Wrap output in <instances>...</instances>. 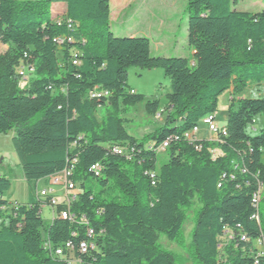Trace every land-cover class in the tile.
<instances>
[{"label": "trees", "instance_id": "trees-1", "mask_svg": "<svg viewBox=\"0 0 264 264\" xmlns=\"http://www.w3.org/2000/svg\"><path fill=\"white\" fill-rule=\"evenodd\" d=\"M238 1L187 0L188 60L153 57L148 38L117 36L110 0H0V45L12 47L0 55V135L15 132L12 144L29 187L26 204L10 203L11 182L0 173V264H65L50 257L44 236L55 249L76 231L75 245L85 240L78 224L44 221L46 202L37 197L41 182L74 161L80 196L72 213L103 232L94 264H179L160 237L178 242L197 204L198 264H264L253 244L264 234V197L254 202L264 190V97H242L264 86V10H232ZM54 5L65 9L55 12ZM22 63L35 70L28 80L17 74ZM131 68L161 69L171 83L165 122L142 142L127 133L123 119L144 100L129 90ZM97 87L110 97L91 99ZM227 92V135L188 143L184 135L205 117L216 119ZM146 109L157 114L159 102L147 101ZM258 117L263 126L255 133ZM168 140L160 164L157 150ZM114 145L135 148L134 158L112 154ZM99 165L100 177L93 170Z\"/></svg>", "mask_w": 264, "mask_h": 264}, {"label": "rangeland", "instance_id": "rangeland-1", "mask_svg": "<svg viewBox=\"0 0 264 264\" xmlns=\"http://www.w3.org/2000/svg\"><path fill=\"white\" fill-rule=\"evenodd\" d=\"M111 3V29L117 36L148 38L151 42V56L153 57L172 56L192 60V49L187 41V0H111ZM122 4H125L124 12L118 8ZM58 9H54V11L59 12ZM231 9L240 12H260L264 10V2L239 0L236 5H232ZM123 13L124 15H121ZM11 50L12 47L0 45V55ZM128 76L129 90L143 96L144 100L130 107L129 113L123 115L125 130L130 136L142 142L147 136L162 127L165 122L167 96L171 93V83L161 69L131 68ZM27 86L28 81L19 83L20 89H25ZM242 97L262 99L264 97V86L248 88ZM153 100L159 102V110L155 115L149 114L146 109L147 101ZM231 100L232 95L228 92L219 99L215 122L220 128L225 127L227 124L228 108ZM97 116L98 119L101 118V109L98 110ZM262 126L263 117H258L253 128L256 131L255 133H259ZM198 128L197 136L200 140L215 141L217 139V134L209 132L208 127L202 122L198 125ZM15 135L14 131L7 135H0V173L11 182V189L5 195V199L13 204H26L29 199V187L12 144ZM213 154L216 155L217 153L214 152ZM158 158L160 164H162L167 159L166 151L159 150ZM40 187L43 188L44 184L42 183ZM56 191L62 194V190L59 188ZM263 197L264 190L260 193L259 201ZM199 208L200 206L197 204L188 210L181 232L182 236L178 242H169L163 235L160 237L161 247L175 254L179 264H198L192 247V233L196 225ZM42 217L44 221L49 223L50 211L47 208L43 209Z\"/></svg>", "mask_w": 264, "mask_h": 264}, {"label": "built area", "instance_id": "built-area-1", "mask_svg": "<svg viewBox=\"0 0 264 264\" xmlns=\"http://www.w3.org/2000/svg\"><path fill=\"white\" fill-rule=\"evenodd\" d=\"M69 28H72V26L70 25ZM68 41L71 40L68 39ZM64 42L65 39L55 40L57 45H61ZM74 62H77V60L75 59ZM34 71L35 70L33 66H27V64L22 63L17 70V74L23 80H28L29 76L33 74ZM131 94H135V92L132 91ZM89 96L91 99L102 102L110 97V93L97 87L89 93ZM215 120L216 119L214 117L207 116L201 120V122L208 127L209 132L216 133L217 135L221 133V135L225 137L227 135L226 130L218 127ZM198 132L199 128L197 126L195 127V130H192L191 132H188L184 135L185 140L190 144H196L200 141L197 136ZM168 145L169 140L162 144L157 152L159 150L166 151ZM195 148L197 151L201 150V147L198 145L195 146ZM110 151L112 154L124 157L129 161H131L136 154V149L130 148L129 146L121 147L114 145L110 148ZM76 162L77 161L72 162V165L62 173L52 176L48 180L41 182L38 186L37 197L40 200L46 202L44 208H47L50 211V219L48 220L49 224H53L57 219L63 221L75 220V224L85 228V247H83V253H76L75 250V241L76 237H78L77 231L76 237H73V240L66 242L61 248L57 249H55L49 239L44 236L45 250L49 252L50 257L53 259L62 260L65 262V264H94L95 260L92 262V258L94 257L95 253H98L101 250V248H98V245L94 244V236H103V232L97 235V232L89 225L85 217L79 220L77 216H73V204L78 201L80 196V185L72 180L74 164H76ZM95 169L99 171L100 177L102 171L101 165L96 166ZM149 175L152 179H154V172H150ZM42 183L44 184L43 188L40 187ZM57 188L62 190V194H59V192L56 191ZM259 198L260 194L255 197V206H258V203L260 202ZM241 240L243 242L249 241V239L245 236H243ZM253 244L257 250V257L264 256V234L261 235L260 238L254 240ZM219 250L222 253L224 251V245H221ZM77 254L78 256H76ZM225 262L226 258L223 255L222 263ZM255 264H259L257 259Z\"/></svg>", "mask_w": 264, "mask_h": 264}, {"label": "bare ground", "instance_id": "bare-ground-1", "mask_svg": "<svg viewBox=\"0 0 264 264\" xmlns=\"http://www.w3.org/2000/svg\"><path fill=\"white\" fill-rule=\"evenodd\" d=\"M74 64L77 65L78 62H74ZM193 130H195V128ZM95 168H96V166L93 167V170L98 172V170ZM73 216H75V215L73 214ZM68 221L70 223H75V220H68ZM94 244L99 245L98 248H100V239L98 236H94ZM83 247H85V240L80 242L78 245H75V250L78 251L79 253H83Z\"/></svg>", "mask_w": 264, "mask_h": 264}, {"label": "crops", "instance_id": "crops-1", "mask_svg": "<svg viewBox=\"0 0 264 264\" xmlns=\"http://www.w3.org/2000/svg\"><path fill=\"white\" fill-rule=\"evenodd\" d=\"M111 4H112V3H111V0H110V11H112ZM58 8H59V9H58ZM114 8H115V7H114ZM118 8H120V10H121L122 12H124V11H125V4H124V5L122 4V5L118 6ZM54 9H58L59 11H64L65 8H64L63 5H54V6L52 7V10L54 11ZM129 9H130V8H129ZM129 9H128V10H129ZM121 11H120V12H121ZM122 12H121V13H122ZM121 15H124V13L121 14ZM121 15H120V16H121ZM121 32H123V31H121ZM192 55H193V51H192ZM136 94H137V93H136Z\"/></svg>", "mask_w": 264, "mask_h": 264}]
</instances>
